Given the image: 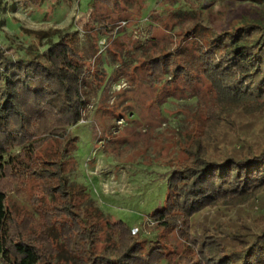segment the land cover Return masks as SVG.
Here are the masks:
<instances>
[{"label":"rangeland","instance_id":"374dc122","mask_svg":"<svg viewBox=\"0 0 264 264\" xmlns=\"http://www.w3.org/2000/svg\"><path fill=\"white\" fill-rule=\"evenodd\" d=\"M92 1L0 0V46L10 59L44 54L68 36L89 73L81 84L86 107L75 126L58 135H41L32 127L23 145L2 158H18L25 170L17 178L0 175L11 235L31 238L52 264H65L48 254L63 249L61 236H52L48 245L40 236L42 217L49 213L56 220L61 205L46 190L55 181L36 179L34 170L47 158L61 162L72 211L97 227L93 244L82 245L87 255L113 259L115 219L130 233L138 228L137 239L162 246L165 257L158 264H182L194 246L178 229L158 230L148 215L162 205L166 180L185 159L213 96L198 68L189 67L188 76L170 75L174 67L188 70L195 45L205 44L209 31H230L244 18L264 24V0ZM122 21L125 26L116 29ZM164 55L167 64L152 72L149 61ZM11 117L18 125L20 118ZM244 117L235 119L241 121L237 131L225 130L227 143L239 134L258 133L259 121ZM32 160L35 167L28 169ZM189 234L195 240L215 236L221 250L238 255L241 264L243 249L264 235V195L253 203L204 207L192 217ZM257 245L249 264H264V240ZM5 262L0 257V264Z\"/></svg>","mask_w":264,"mask_h":264},{"label":"trees","instance_id":"16d2710c","mask_svg":"<svg viewBox=\"0 0 264 264\" xmlns=\"http://www.w3.org/2000/svg\"><path fill=\"white\" fill-rule=\"evenodd\" d=\"M97 1L109 3V0ZM168 56L149 61L151 71L162 69ZM186 66L188 70L174 67L170 76H184L189 67L198 68L210 84L213 103L204 109V123L192 133L185 159L179 168L170 172L162 205L148 218L160 231L180 230L194 246V254L185 257L182 264H236L238 255L223 252L215 236L206 234L202 239L192 238L190 221L204 207L219 202L230 206L253 203L264 195V24L244 18L230 31L218 34L209 31L206 43L195 45V53ZM88 75L85 59L68 36L51 43L46 53L26 60L10 59L0 46L2 177L6 173L16 178L23 176L25 170L20 167L18 158L5 162L2 158L23 145L32 127L41 135H58L78 123L86 107L81 84ZM12 114L20 118L18 125L12 122ZM244 116L259 121L258 133L239 134L227 143L225 130L237 131L241 121L235 119ZM92 130L96 135L97 131ZM27 164L28 169L35 167L33 160ZM38 164V170H34L36 179L55 181L56 184L46 190L61 201L56 220L52 221V215L46 213L41 221L40 236L46 240V245L51 244L50 239L55 234L64 240L61 251L51 249L48 254L62 258L65 264H158L164 259L162 246L137 239L128 226L115 219L110 226L116 235L113 259L91 252L87 255L82 247L93 244L96 225H87L72 211L61 162L46 158ZM5 201L4 190L0 189V257L5 259L4 264H52L48 256L31 243V238L14 240ZM67 218L72 222L67 223ZM49 234L51 236H47ZM258 240H264V235ZM258 240L248 245V249L244 248L247 243L242 244L241 264H249L253 254L258 252Z\"/></svg>","mask_w":264,"mask_h":264},{"label":"built area","instance_id":"2783aa9c","mask_svg":"<svg viewBox=\"0 0 264 264\" xmlns=\"http://www.w3.org/2000/svg\"><path fill=\"white\" fill-rule=\"evenodd\" d=\"M125 22H119V24H118V26H117V28L116 29H119V28H122L123 26H125ZM138 232V228H132L131 229V234L132 235H135L136 233Z\"/></svg>","mask_w":264,"mask_h":264}]
</instances>
